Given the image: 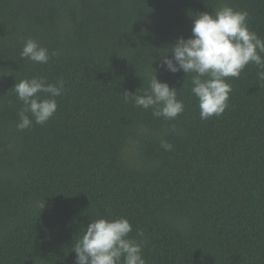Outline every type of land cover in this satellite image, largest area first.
<instances>
[{
  "label": "trees",
  "instance_id": "obj_1",
  "mask_svg": "<svg viewBox=\"0 0 264 264\" xmlns=\"http://www.w3.org/2000/svg\"><path fill=\"white\" fill-rule=\"evenodd\" d=\"M225 5L264 39V0H0V264H75L91 220L120 217L143 231L146 264H264L258 67L202 120L191 77L161 66L196 14ZM28 39L56 55L20 59ZM152 68L183 102L174 120L125 99ZM34 76L64 89L45 124L19 130L12 87Z\"/></svg>",
  "mask_w": 264,
  "mask_h": 264
},
{
  "label": "clouds",
  "instance_id": "obj_2",
  "mask_svg": "<svg viewBox=\"0 0 264 264\" xmlns=\"http://www.w3.org/2000/svg\"><path fill=\"white\" fill-rule=\"evenodd\" d=\"M247 19V11H235L227 5L214 13L196 14L192 18L191 36L178 37L169 48L170 58L166 55L161 59V66L167 71H183L191 77V93L198 101L202 120L223 114L232 90L227 79L239 78L247 65H256L257 77L264 82V39L249 29ZM54 55L55 52L49 53L37 41L28 39L20 59L47 64ZM63 89V80L51 84L34 76L16 82L12 90L23 106L16 127L25 130L33 122L45 124L55 114V97ZM124 93L126 100L137 107L152 109V115L157 118L174 120L184 111L177 90L159 81L154 69L147 91L142 95ZM161 147L168 151L172 145L161 141ZM132 231V224L123 217L91 220L73 247L75 264H146L142 255L143 231L136 229V236L141 239L130 238Z\"/></svg>",
  "mask_w": 264,
  "mask_h": 264
}]
</instances>
